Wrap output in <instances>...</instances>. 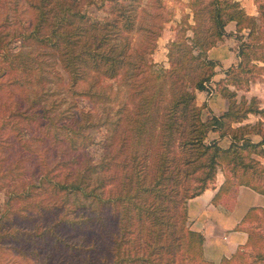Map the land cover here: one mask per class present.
Segmentation results:
<instances>
[{
	"label": "trees",
	"instance_id": "obj_1",
	"mask_svg": "<svg viewBox=\"0 0 264 264\" xmlns=\"http://www.w3.org/2000/svg\"><path fill=\"white\" fill-rule=\"evenodd\" d=\"M141 1L27 0L30 24L0 7V91L10 93L0 95V180H21L0 209V242L11 241L36 264H208L205 234L188 223L189 199L211 186L220 169L225 179L215 203L238 185L264 194V120L245 121L250 113L264 115V107L257 96L238 92L264 73V2L257 0L256 15L241 0H190L191 33L185 27L170 42L166 65L149 56L162 24L149 19L137 26ZM230 21L238 60L216 81L228 107L205 115L197 91L216 73L209 50L229 33ZM135 29L142 39L132 45ZM15 37L45 47L39 54L56 58L76 94L96 95L100 76L128 80V101L107 119L111 134L96 131L102 124L89 107H80V120L36 104L38 96H29L33 72L51 64L14 49ZM89 71L98 79L80 89ZM211 130L220 138L208 140ZM225 136L228 145L220 141ZM263 213L264 206H251L236 226L247 231L246 244L261 241L254 244L257 264H264V230L261 220L251 221ZM15 217L25 225L14 226Z\"/></svg>",
	"mask_w": 264,
	"mask_h": 264
},
{
	"label": "rangeland",
	"instance_id": "obj_2",
	"mask_svg": "<svg viewBox=\"0 0 264 264\" xmlns=\"http://www.w3.org/2000/svg\"><path fill=\"white\" fill-rule=\"evenodd\" d=\"M161 2L162 7L159 6ZM242 1V0H241ZM190 0H142L139 4L140 8V16L137 22V26L140 27L141 24H145L146 20H156L162 24L161 33L157 37V46L154 51L149 54L150 58L168 65V50L169 44L172 40L178 39L183 33L184 28L187 27V33H191V29L189 28L190 23H194L193 10L189 4ZM264 0H259V3H263ZM0 7L2 9H7L10 13L16 14L18 17H22L26 20L27 23H32L33 20V12L29 7L27 0H0ZM200 8V6H199ZM90 9L95 12L100 11L97 10L96 6L91 5ZM160 13L161 18H153L150 17L152 13ZM102 14V13H101ZM201 15H204L202 13ZM169 17V18H167ZM166 19V20H165ZM16 24L19 29L22 28L19 19H15ZM28 24V25H29ZM158 26V25H157ZM17 28V29H18ZM129 38L132 45L137 44L139 40L142 39L141 31L139 29H135L133 32L129 33ZM235 36L230 35L225 37L224 40H220L215 46H213L209 52V55L213 58L219 60L220 65L227 66L231 62L235 60V50L234 45L236 43ZM237 40V39H236ZM238 43V42H237ZM236 43V47L237 44ZM11 45L14 49L23 48L27 50L32 57H36V59H41L42 62H45L48 66L50 62L51 65L48 66V70H44L42 68H37L33 72V82L29 85L31 91L29 93L30 97H34L37 95L39 100L36 101L37 105H41L44 107H48V113L50 115L58 116V115H69L76 116L78 119H82L80 114V107H89L92 113L91 117L94 120L99 121L102 125L99 126L96 131L99 134H111L112 130L109 129L111 127V123L109 121L118 117V114L114 113L116 110L126 101H128V91H129V82L123 77V75H119L118 77L111 78L106 76H100L98 83L94 86V91H98L94 96H84L81 94H76L73 92L71 88H69L68 82V74L64 70V68L60 65L56 58L49 54H39L40 50L46 49L38 45V43L32 41L31 39L24 40L22 37H15L11 40ZM45 58L47 60H45ZM34 59V58H32ZM35 60V59H34ZM34 66V63H30ZM35 65H37V60H35ZM40 76L38 80L37 77ZM97 75L89 71L86 79L81 81L78 85L80 89H85L92 81H95ZM129 79V78H128ZM207 93L210 95L212 92H215L211 97L210 106L208 104L209 101H205V106H208V109L205 108L206 113H214L211 108L216 110L213 106L214 104H219L221 107L220 110H224L228 105V99L223 96L216 89V85L214 86L211 81L206 84ZM33 88V90H32ZM20 91V90H19ZM103 93L102 99L99 96V93ZM3 97H7L10 93L8 91H0V95ZM94 101V102H90ZM1 103V101H0ZM208 104V105H207ZM222 113V112H221ZM91 131L95 129V126L89 127ZM214 131L211 130L208 134V140L214 138ZM216 132V131H215ZM223 145L229 144V139L224 138L221 140ZM13 152V148L11 152ZM0 150V155H1ZM223 170V169H221ZM216 180V179H215ZM0 181H3V186L0 188V209L4 210L7 207V199L13 193V188L18 187L20 183V179L13 180L12 178L6 177ZM213 184V183H212ZM211 184V185H212ZM247 189V190H246ZM250 189V190H248ZM251 188H241V193L239 198L237 199V203L235 205V212L240 211L242 208H246L249 204L258 202L257 199H253V195ZM237 195L235 194L228 196L227 200L223 201V204L226 207L234 206L235 199L233 197ZM214 202V201H213ZM222 203V202H221ZM19 205V200L16 199L15 205ZM189 211V210H188ZM260 213H262L260 211ZM206 214L211 215L213 218L217 219H225L227 217L226 212L217 213L215 216L208 210L202 213V216H206ZM260 218L252 219L251 223L257 224L258 221H262V229L264 230V213L259 214ZM210 217V216H209ZM14 226L17 227L18 223L25 225V221L23 218L15 217ZM208 219V218H207ZM233 220V218H231ZM190 218H188V223L191 226ZM239 224V223H238ZM237 224L233 226V229L236 228ZM192 227V226H191ZM196 229V228H195ZM238 229V228H237ZM202 231V230H201ZM203 232V231H202ZM204 233V232H203ZM261 241H257L254 244H258ZM253 243L241 244L233 253L229 255L222 256L220 258H215L213 255L205 254V258L207 259L208 264H257L255 262L257 250H259L258 245H254ZM12 242L8 240H1L0 242V264H36V260L34 256L30 253L24 254L19 250L12 249ZM242 246V247H241ZM205 252V251H204ZM230 260L228 263L227 260Z\"/></svg>",
	"mask_w": 264,
	"mask_h": 264
},
{
	"label": "crops",
	"instance_id": "obj_3",
	"mask_svg": "<svg viewBox=\"0 0 264 264\" xmlns=\"http://www.w3.org/2000/svg\"><path fill=\"white\" fill-rule=\"evenodd\" d=\"M242 4L245 7V9L251 13V14H259V7H258V1L257 0H242ZM227 30L228 34L224 36L222 40L225 39V37L234 35V32L236 31V22L230 21L227 24ZM235 36V35H234ZM235 41L237 43V40L235 38ZM235 43V45H236ZM234 45V52H235V60L228 64L227 66L220 65L218 60V65L216 67V73L211 80V83L215 86L216 81L223 78L226 75L225 69L231 65L232 63L237 62L238 60V54L236 46ZM211 50V49H210ZM209 50V52H210ZM216 59V58H215ZM207 88L198 90L197 91V101L202 104L205 101H209L208 104L210 105L211 97L214 95L215 92H212L210 95L207 93ZM218 91V90H217ZM239 95L246 94L248 97H251L253 95L257 96L260 99V105L264 107V73L257 77L256 79L252 80L250 83V86L247 89H238ZM227 98V97H226ZM228 99V98H227ZM229 101V100H228ZM207 104V105H208ZM211 106V105H210ZM212 107V106H211ZM216 110L211 108V110L216 113L220 114L224 110H220L221 106L219 104H214L213 106ZM208 109V106H206ZM258 119L264 120V115H260L257 113H250L249 117L245 121L249 122H255ZM214 137L220 138L219 134L217 132H213ZM228 138L230 141V138L225 136L222 137V139ZM252 138L254 140H259L261 136L259 134H252ZM220 140V141H221ZM264 160V159H263ZM225 179V173L223 170H219L217 172L216 180L213 182L211 186L205 189V191L197 196H194L189 199L188 202V210H189V218L190 223L193 228L202 230L205 234V241H204V250L205 254L213 255L215 258H220L222 256H227L231 253H233L241 244H244L248 238L247 231L243 229H237L233 226L235 224L238 225L240 221L242 220V217L246 213V211L254 205H262L264 206V194L249 187L246 185H238L236 186V193L233 197V200L235 199L234 206L226 207L223 204L225 202L215 203L213 202V197L222 184V182ZM241 188H251L253 195V199H257L258 202L249 204L246 208H242L240 211L235 212V205L236 201L240 196ZM247 190V189H246ZM250 190V189H248ZM208 210L215 216L218 212H226L227 217L225 219H217L213 218L211 215L206 214V216H202V213L204 211ZM210 216V217H209ZM208 218V219H207ZM233 218V220H231Z\"/></svg>",
	"mask_w": 264,
	"mask_h": 264
}]
</instances>
